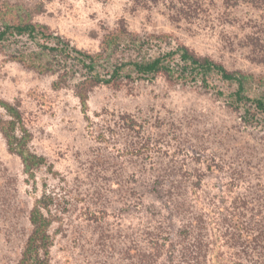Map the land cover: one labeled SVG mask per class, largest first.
<instances>
[{"label": "rangeland", "instance_id": "rangeland-1", "mask_svg": "<svg viewBox=\"0 0 264 264\" xmlns=\"http://www.w3.org/2000/svg\"><path fill=\"white\" fill-rule=\"evenodd\" d=\"M19 15L91 54L103 35L124 25L142 39L159 38L144 48L148 54L183 46L230 72L264 76V6L244 0H0V27ZM38 44L51 43L0 41V101L18 107L28 149L46 160L34 179L27 177L0 132V264L18 263L32 230L29 212L43 193L52 199L51 264H185L178 234L194 213L209 214L211 232L264 224V118L242 121V107L229 97L234 84L215 75L204 87L132 73L91 89L86 122L74 85L89 75L55 57L71 76L54 88L56 74L29 67L42 52ZM40 54L36 66L52 59ZM134 56L124 51L120 59ZM122 115L136 121L139 136L123 129ZM0 117L7 118L1 107ZM224 239L212 263L218 253L248 264L264 258L263 250L242 254Z\"/></svg>", "mask_w": 264, "mask_h": 264}, {"label": "trees", "instance_id": "trees-1", "mask_svg": "<svg viewBox=\"0 0 264 264\" xmlns=\"http://www.w3.org/2000/svg\"><path fill=\"white\" fill-rule=\"evenodd\" d=\"M148 1L156 4L158 0ZM244 1L255 7L264 6V0ZM222 2L228 5H237L239 0H222ZM181 6L184 7L186 12L187 6L185 4ZM175 12L178 15H184L181 14V10ZM178 15L176 16L178 17ZM46 29L45 26L33 24L19 15L13 20L3 21L0 27V41H5L12 36H25L37 43L40 41L51 43L44 46L38 44L42 52L34 53L35 57H32L29 67L42 73L56 74L58 78L53 83L54 88L65 85L66 79L71 76L60 60L54 64L53 59L55 57L70 59L75 65L81 67L89 75V78L76 83L74 93L79 100L81 112L86 122L90 121L87 115V100L91 89L99 84L116 85L123 79H131L132 73L138 79L145 81H152L157 74H163L170 81L199 82L204 87L208 86L209 77L215 75L223 82L235 85L236 88L234 92L229 94V97L233 104L242 107L239 108L243 110L240 117L245 124L254 123L258 120V116L264 118V76H256L241 71L230 72L207 57H197L183 46L163 53L148 54L144 48L149 49L154 45L152 39L159 40V38L142 39L138 35L129 32L124 25H120L116 30L103 35L99 43V49L94 54L70 46L69 43L64 42L58 36L52 38ZM258 43L262 44L261 42ZM124 51H130L135 56L130 57L128 60L120 59V54ZM40 53H44L43 56H50L52 59H48L43 65L36 66L35 61L42 60ZM56 58L55 60H57ZM18 61L23 62L19 59ZM259 61L264 63V58H260ZM217 93L223 95L221 91ZM233 104L230 105L231 108L234 107ZM0 107L7 116L6 119L0 117V132L7 150L9 153L18 156L23 167V173L34 179V172L44 166L46 160L43 156H38L28 149L30 135L23 126L18 107L4 101H0ZM119 120L122 122L123 129L139 136L136 130L138 124L131 116L122 115L119 116ZM146 145L147 143H144L140 148H147ZM51 205L52 199L45 193L35 200L28 217L32 230L17 264H51L50 249L53 245V239L49 232L52 224ZM227 214L230 221L240 220L239 213L227 212ZM216 215L224 219L220 211ZM224 217L226 218V216ZM208 218L209 214L205 211L194 213L192 216L193 221H188L179 230V244L185 264H209L216 243L224 238V243L230 242L231 247H238L242 254L249 255L248 250L255 249L256 251H264V245L261 244L264 237V224L236 223L227 225L223 233L220 229H217V232H211L207 223ZM155 244L157 247L159 246L157 241ZM218 255L217 261L210 264H248V261L249 263L251 261L241 260L235 256L230 257V259L224 258L222 253H218ZM254 263L264 264V258L258 261L255 260Z\"/></svg>", "mask_w": 264, "mask_h": 264}]
</instances>
